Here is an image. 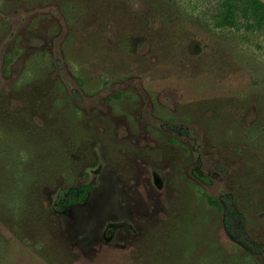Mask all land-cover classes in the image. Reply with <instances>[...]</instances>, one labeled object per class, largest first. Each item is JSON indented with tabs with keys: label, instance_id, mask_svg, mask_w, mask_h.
Wrapping results in <instances>:
<instances>
[{
	"label": "rangeland",
	"instance_id": "rangeland-1",
	"mask_svg": "<svg viewBox=\"0 0 264 264\" xmlns=\"http://www.w3.org/2000/svg\"><path fill=\"white\" fill-rule=\"evenodd\" d=\"M0 264H264V3L0 0Z\"/></svg>",
	"mask_w": 264,
	"mask_h": 264
},
{
	"label": "trees",
	"instance_id": "trees-1",
	"mask_svg": "<svg viewBox=\"0 0 264 264\" xmlns=\"http://www.w3.org/2000/svg\"><path fill=\"white\" fill-rule=\"evenodd\" d=\"M7 63L10 59L6 60ZM201 180L208 181L205 176L198 175ZM92 184H84L77 187H70L63 190L59 196L57 204L60 208L70 205L80 204L85 201ZM208 206L215 208L222 216V224L226 234L232 239L246 254L253 255L260 252V243L253 239L247 232L245 220L242 213L234 206L232 196L223 193L219 198L204 193Z\"/></svg>",
	"mask_w": 264,
	"mask_h": 264
},
{
	"label": "water",
	"instance_id": "water-1",
	"mask_svg": "<svg viewBox=\"0 0 264 264\" xmlns=\"http://www.w3.org/2000/svg\"><path fill=\"white\" fill-rule=\"evenodd\" d=\"M258 1H260V2L264 3V0H258Z\"/></svg>",
	"mask_w": 264,
	"mask_h": 264
}]
</instances>
